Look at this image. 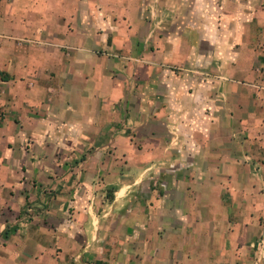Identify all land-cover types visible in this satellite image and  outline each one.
<instances>
[{
    "label": "crops",
    "instance_id": "crops-1",
    "mask_svg": "<svg viewBox=\"0 0 264 264\" xmlns=\"http://www.w3.org/2000/svg\"><path fill=\"white\" fill-rule=\"evenodd\" d=\"M262 238L264 0H0V264H264Z\"/></svg>",
    "mask_w": 264,
    "mask_h": 264
},
{
    "label": "built area",
    "instance_id": "built-area-1",
    "mask_svg": "<svg viewBox=\"0 0 264 264\" xmlns=\"http://www.w3.org/2000/svg\"><path fill=\"white\" fill-rule=\"evenodd\" d=\"M193 73L200 74L199 71H193ZM201 74H204V73H201ZM206 76H208V75L206 74ZM32 216H33V211L32 210H28L26 212V214L18 221V224H20V226H22V227L28 225L30 223L31 219H32ZM260 244H261L262 247H264V238H262L260 240Z\"/></svg>",
    "mask_w": 264,
    "mask_h": 264
}]
</instances>
